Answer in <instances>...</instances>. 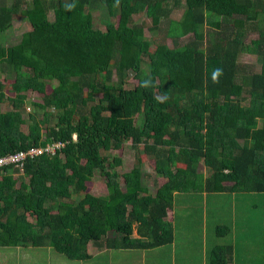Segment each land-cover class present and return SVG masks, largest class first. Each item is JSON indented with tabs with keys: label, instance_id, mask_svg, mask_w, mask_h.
<instances>
[{
	"label": "trees",
	"instance_id": "1",
	"mask_svg": "<svg viewBox=\"0 0 264 264\" xmlns=\"http://www.w3.org/2000/svg\"><path fill=\"white\" fill-rule=\"evenodd\" d=\"M169 1L0 3V38L17 16L29 25L15 44L0 43L3 80L14 74L11 94L0 81V156L62 144L27 156L22 171L0 167V247L50 246L76 260L90 257L89 242L149 250L173 241L166 217L174 202L190 205L202 192L264 193V0H183L176 18L182 0ZM98 7L104 30L94 27ZM142 16L160 43L146 38ZM253 27L258 37L246 45ZM243 52L258 71L240 64ZM130 76L137 84L128 89ZM29 93L42 102L30 103L25 119ZM126 141L139 155L120 172L122 157L110 151ZM143 156L162 178L152 190ZM96 170L104 196L88 188ZM228 232L219 225L214 234ZM228 250L214 248L209 263L230 264Z\"/></svg>",
	"mask_w": 264,
	"mask_h": 264
},
{
	"label": "crops",
	"instance_id": "2",
	"mask_svg": "<svg viewBox=\"0 0 264 264\" xmlns=\"http://www.w3.org/2000/svg\"><path fill=\"white\" fill-rule=\"evenodd\" d=\"M174 2V0H170L169 7H171ZM176 16L179 17L180 15H178V13L172 14V18H176ZM140 20L146 24L149 23V19H146L145 16H142ZM156 33L157 32L152 34ZM153 38L155 37L153 36ZM182 39H185V37L181 38L180 41H182ZM168 41L170 42V40ZM200 167L199 170L202 171ZM154 180L155 179H153V181ZM160 182H162V180L158 183ZM214 197L218 196L216 195ZM214 197H209V193L206 192L198 194L201 213L199 228H195L189 220L190 217H193V214H191V205H182L181 207H184V209L180 212V209L177 208V204L175 202L173 203V209L169 217H166V219H170L173 226V241L169 244L147 250L107 249L104 246L98 247L95 243L89 242L87 245V252L90 257L80 260L69 259L65 255L53 250L50 246H5L0 247V264H125L121 259L125 258V261L128 259L125 253L126 250H142L145 252V257L147 252L150 251L152 264H210V252L217 246L225 245L231 246V250L225 252V256L228 258L230 264H264V220L261 224V228H257V232L251 231L249 234L247 232L249 228L255 225L260 217L253 218L252 215V221L249 219L237 221L235 212H232L233 217L236 219V224L233 226L232 222L228 224L227 227H229V232L224 237H218L214 234L215 227L226 223L221 222L222 219L220 218L223 216L220 215L217 207L211 205L212 210L210 214L212 218L210 220V225H212L211 228L214 233H211L212 235L210 236L207 232L206 215L209 206L208 202ZM258 216L257 214L256 217ZM237 231L240 233L238 236L236 235ZM238 242H241V246L238 245ZM42 248H45V251H42ZM255 248H257L256 251ZM52 251L57 255L55 256ZM143 252L138 256V259L141 260L142 263L144 256ZM100 253L102 256L96 260L97 254ZM106 253L108 254L106 255ZM135 255L136 254H134V256Z\"/></svg>",
	"mask_w": 264,
	"mask_h": 264
},
{
	"label": "rangeland",
	"instance_id": "3",
	"mask_svg": "<svg viewBox=\"0 0 264 264\" xmlns=\"http://www.w3.org/2000/svg\"><path fill=\"white\" fill-rule=\"evenodd\" d=\"M30 1V0H28ZM13 0H0V3H4L6 6H10L12 4ZM183 11V0L181 1V5H180V9L177 10L178 15H180ZM92 15H93V19H94V27L104 30V24H103V20L106 19V16L104 15V8L102 7H98V9H94L92 11ZM49 18H52V12H50L49 14ZM150 26V24L148 23L147 26L145 27L144 33L146 38H150L151 40L154 41V43H160L161 41L155 40L153 39V36H155V34H152L150 31H148V27ZM29 29V25L26 22V19L23 16H17L14 18L13 20V27L12 29H10L9 31H7L6 33H4L2 35V37L0 38V43L3 44L4 46L7 45H12L15 44L20 35L27 31ZM208 29L206 27L203 28V31H207ZM158 33V32H157ZM162 35V34H160ZM258 37V32L254 29V27L251 29V31L248 32L245 40H244V44H249L251 40L256 39ZM188 38L182 39V42H185ZM168 44H170V42L168 41ZM239 62L240 64L248 67V70H252L253 72H256L259 70V64L257 63L256 57L253 55L248 54L247 52H243L242 54H240L239 56ZM145 68V65L143 66ZM13 76H10V78L8 80H3L6 75L5 73H1L0 72V81L4 82V86H5V91H9L7 95L11 94L10 91V84L12 83V81L14 80V74H12ZM116 78L114 77L113 80H115ZM137 84L136 80L130 76L127 83H126V88L131 89L133 88L135 85ZM52 85H54L53 83H50L46 89V92H50V88L52 87ZM51 86V87H50ZM6 91V92H7ZM27 101L25 104V109L23 111V117L25 119H28L27 117V113L32 110L31 104L30 103H41L42 102V96L38 93H29L27 96ZM6 106L4 104H2V109H5ZM38 117L42 118V112L38 111ZM27 126L28 124L25 123L22 125V129L23 130H27ZM142 145H140L141 147ZM110 154L113 155H118L120 157H122V165L120 167H118V170L120 172H125L128 171L130 168H132L134 165H137V154L139 155V153H137V151L132 147L131 145V141H126L123 144L122 149L118 150V151H110ZM145 160V161H144ZM142 161H144L142 163V170L143 172H145L146 174L149 175L148 178H145V184L147 185V187L152 190L157 183L162 180L161 178H158L156 173L154 172V168L152 165V159L151 158H146L145 156L142 157ZM200 169L202 170V172L205 173V175L208 173V171L203 167V165L200 167ZM153 179H155L153 181ZM88 188L89 191L94 194V195H101L104 196L107 194V189H106V185H105V178L99 173V171H95L92 179L90 180V182H88ZM218 196V197H214V196ZM209 197H214L212 200H209L208 204V208H207V232L210 234V236L212 235L211 233H214L211 226L210 225V220H211V210L212 207L211 205H214L217 207L218 211L220 212V215H222L223 217L220 218L222 219L221 222L226 223L224 224V226H227L228 224H230L232 222V226L235 225V220L237 219V221H242L245 219H249L250 221H252L253 218H259L260 219L255 223V225L251 228H249V230L247 231L248 234L252 231H256L257 232V228H261V224L264 220V193H239L233 195L230 193H220V194H214V193H209ZM179 199H177L178 201ZM176 201V202H177ZM177 208L180 209V212L183 211L184 207H181L182 205H185V202L181 201V202H177ZM188 204V203H187ZM191 205V214H193V217H190V222L193 224V226L195 228H199V219L201 218V213H200V204L199 201L196 200L194 202L189 203ZM232 212H235V218L233 217ZM257 214L259 215L258 217ZM253 215V218H252ZM238 224V222H237ZM243 226V225H242ZM245 227V226H244ZM238 228V226H237ZM239 230V229H238ZM196 232V231H195ZM240 233L237 231L236 235L238 236ZM133 236H136V231L135 228L133 230L132 233ZM238 245L241 246V242H238ZM42 251H45V248H42ZM257 248H255L256 251ZM143 251L141 250H126V257H128V259L125 258L121 259V261L125 264H152L151 261V253L150 251L147 252V255L145 257V252H143L144 256H143V263L141 260L138 259V256L140 253H142ZM52 253L56 256L57 254L55 252L52 251ZM108 253H106L107 255ZM134 254H136L134 256ZM102 255L97 254L96 256V260L98 258H100ZM48 257V256H47ZM136 257V258H135Z\"/></svg>",
	"mask_w": 264,
	"mask_h": 264
},
{
	"label": "built area",
	"instance_id": "4",
	"mask_svg": "<svg viewBox=\"0 0 264 264\" xmlns=\"http://www.w3.org/2000/svg\"><path fill=\"white\" fill-rule=\"evenodd\" d=\"M60 142L47 144L45 147H31L27 151H18L15 153H10L4 156H0V167L11 165L18 168L20 171L23 170L24 167V159L27 156H35L42 154L44 152L53 154L55 148L61 146Z\"/></svg>",
	"mask_w": 264,
	"mask_h": 264
},
{
	"label": "clouds",
	"instance_id": "5",
	"mask_svg": "<svg viewBox=\"0 0 264 264\" xmlns=\"http://www.w3.org/2000/svg\"><path fill=\"white\" fill-rule=\"evenodd\" d=\"M222 70L217 68L214 70V73H213V80L216 81L217 80V77L221 74ZM157 100H161V97H157Z\"/></svg>",
	"mask_w": 264,
	"mask_h": 264
}]
</instances>
